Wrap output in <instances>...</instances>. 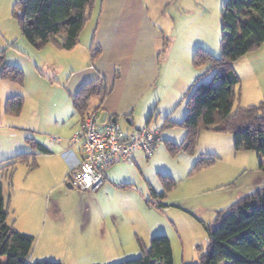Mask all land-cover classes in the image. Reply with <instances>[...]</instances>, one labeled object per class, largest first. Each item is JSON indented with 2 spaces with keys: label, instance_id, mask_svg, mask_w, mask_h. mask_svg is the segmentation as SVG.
<instances>
[{
  "label": "rangeland",
  "instance_id": "374dc122",
  "mask_svg": "<svg viewBox=\"0 0 264 264\" xmlns=\"http://www.w3.org/2000/svg\"><path fill=\"white\" fill-rule=\"evenodd\" d=\"M20 1L0 0V54L4 56L7 64L10 60L24 64L25 74L23 85L25 108L15 119L19 125H14V128H11L10 124L7 125L4 120L5 109L1 110L0 156L11 152L12 145L27 142L25 136L29 135L28 130H32L29 126H33L39 117L44 118L43 115L34 116V108L39 109L40 114L45 112L49 115L55 112L50 103L45 104L47 98V101H50L49 96L52 93L50 75L42 71L41 63L39 69L35 68V65L32 68L20 56L23 53V45L28 43L21 33L19 20L15 14ZM143 1L148 5L156 26L164 32L165 53L168 52L172 41L174 42L172 59L164 66L167 70L165 87L163 82L161 84L164 78L159 83L160 98L164 96L166 88L167 92L172 94L163 99L150 122L151 128L160 132L161 141L148 161L145 160L141 166L138 163V167L134 166L133 170L124 172L126 177L123 178L126 179L122 182H130L134 186L133 193L108 191L99 198L88 199L86 193L80 194L67 183L55 190L53 196L60 202L61 209L66 213L71 226L76 229L83 228L84 223L81 219L85 214H89L93 222L88 225V230L95 232L97 229L101 231L110 229L116 234L115 248L106 253L105 261L102 260V252L66 250L67 252L55 254L53 258L57 261L62 260L63 264H119L135 259L140 255L136 234H141L139 236L143 239L154 226L157 234L170 239L174 264H198L200 249L205 250L209 244V233L203 224L213 226L218 212L264 186V171L260 169V160L264 159V152L247 149L237 151L234 137L230 133L203 130L193 153L183 151L172 153L166 146V142L180 144L184 140L186 131L182 125L169 127L167 121L183 122L188 112L187 103L194 90V85L189 89L178 83V74L184 66L183 63L176 66L175 61L176 59L184 61L189 48L190 52H194L193 57L199 48L216 58L222 56V9L227 0ZM263 45L248 53L246 64L244 60H239L235 64L234 68L240 78L233 105L235 112L240 107L256 106L264 100ZM193 57L191 68L204 75V82L213 81L216 84L217 70H209V65L195 67ZM39 61L41 62L40 59ZM177 90L180 95L173 103L172 95ZM37 101H41L40 104ZM169 108H173L171 116L167 115ZM157 152L158 158L153 159ZM204 152H211L210 156L215 159V163L195 170L194 167ZM122 164L124 165V162ZM21 171L18 179L23 180L27 171ZM161 176H170L175 186L167 193L165 199H159L158 210V200L152 196L149 185L159 193L165 191ZM12 183L14 184V181ZM107 183L112 184L110 180ZM8 190L7 188L5 197L7 201ZM13 210L11 209V218ZM153 236L144 238L147 246L150 245Z\"/></svg>",
  "mask_w": 264,
  "mask_h": 264
},
{
  "label": "crops",
  "instance_id": "0c3cea01",
  "mask_svg": "<svg viewBox=\"0 0 264 264\" xmlns=\"http://www.w3.org/2000/svg\"><path fill=\"white\" fill-rule=\"evenodd\" d=\"M164 40L163 30L156 26L149 7L143 0H95L93 8L89 11L88 21L79 36V43L74 49L62 50L51 44L38 49L28 41L23 45V53L20 56L28 65L32 68L35 65V68L39 69L41 63L42 71L50 75L52 93L49 96L50 101H47V98L45 104L50 103V107L55 110L47 115L45 112L40 114V110L34 108L33 115H43L44 118L39 117L33 126H29L32 130H28L29 135L25 136L27 142L22 144L18 142L17 145L14 143L11 152L0 156L1 169L6 164V160L19 154H36V166L29 168L26 164H18L11 181H8L5 172L0 171L4 195L6 197L8 188L10 206L15 214L9 222L17 231L35 238L31 262L57 261L56 258L53 259L55 254L67 252L66 250L102 252V260L105 261L106 253L114 250L116 234L113 231L88 230V225L93 222L89 214H85L81 219L84 223L83 228L76 229L70 225L60 202L53 196L55 190L62 188L65 183L72 189L76 188L68 181V177L83 157L82 140L75 141L83 118L75 110L73 101L83 87L102 79L107 84L109 93L102 101L99 97H93L89 107V110L98 108L101 123L110 119L116 122L126 135L144 127L151 128L150 122L163 99L172 94L167 92L166 88L164 96L162 98L159 96V83L164 78L161 84L163 82L165 87L167 78V70L164 66H167L172 59L171 54L174 50L172 41L166 52L167 55L165 52L162 53L165 47ZM193 53L189 48L184 61L180 62L181 60L177 59L175 61L176 66L179 63H183L184 66L178 74V83L183 84V88L190 89L202 76L192 69L193 67L191 68ZM248 56L247 53L239 60H244L246 64ZM239 60L234 63V67ZM8 63L6 64L22 71L24 69V64L20 62L15 63L10 60ZM0 81V122H2L1 110L4 109L6 101L21 96L25 104V93L24 86L2 79ZM179 95V91H175L171 101L174 103ZM40 102L37 101L38 104ZM24 108L25 106L23 110ZM167 111V115L171 116L173 108ZM19 116L6 114L5 123L14 128V125H19L15 120ZM181 124L167 121L169 127ZM11 132L14 133L12 130ZM35 143L46 148L47 152H41ZM211 154L204 152L201 157ZM158 156L157 152L153 159ZM145 160L148 161L149 157L138 150L134 153L131 162H124V165L122 162H117L106 170L105 185L97 192H81L76 189L80 194L86 193L88 199L99 198L108 191L133 193L134 186L130 182H122L126 179L123 178L126 177L124 172L133 170L134 166L138 167V163L141 166ZM263 160L262 158L260 161ZM21 170L27 171L23 180L18 179ZM109 180L112 184L107 183ZM11 183L13 187H10ZM149 190L152 196L154 192L159 194L150 185ZM155 199L158 200L159 210V199ZM155 228V226L151 227L143 239L139 236L141 234H136L138 247L139 240L145 243L144 238L149 235H159ZM0 262L6 263L7 258H1ZM60 262L64 263L62 260Z\"/></svg>",
  "mask_w": 264,
  "mask_h": 264
},
{
  "label": "trees",
  "instance_id": "16d2710c",
  "mask_svg": "<svg viewBox=\"0 0 264 264\" xmlns=\"http://www.w3.org/2000/svg\"><path fill=\"white\" fill-rule=\"evenodd\" d=\"M94 2L21 0L15 14L21 33L30 44L38 49L51 44L70 51L79 43ZM222 22V56L216 58L199 48L193 57L195 67L209 65V70H217L216 84L213 81L204 82V75L196 80L187 103V115L181 124L186 131L185 139L181 144L166 142L172 153H193L203 130L232 134L237 151L264 152V100L259 105L233 111L236 87L240 83L234 63L264 43V0H227L222 9ZM4 59L0 54V79L23 86L24 72L7 65ZM108 93L107 84L102 79L87 84L74 98L75 110L84 119L98 111V108L89 110L91 99L99 97L102 101ZM23 107L24 98L16 96L6 101L4 109L7 115L18 116ZM35 145L41 152H47L40 144ZM5 163L0 171L5 172L8 181H11L18 164H26L29 168L36 166V154H19ZM214 163L213 157L202 156L194 169ZM260 169L264 171V160ZM161 180L165 191L154 192L153 196L165 199L175 182L170 176H161ZM10 187H13L12 183ZM11 212L10 199L6 200L4 185L0 181V259L7 258L6 263L0 264H63L53 260L31 262L35 238L15 229L9 222ZM203 225L209 233V244L205 250L200 249L198 264H264V186L218 212L213 226ZM139 248L137 258L119 264H174L173 249L167 236H154L149 246L139 240Z\"/></svg>",
  "mask_w": 264,
  "mask_h": 264
},
{
  "label": "built area",
  "instance_id": "2783aa9c",
  "mask_svg": "<svg viewBox=\"0 0 264 264\" xmlns=\"http://www.w3.org/2000/svg\"><path fill=\"white\" fill-rule=\"evenodd\" d=\"M79 139L82 140L83 157L69 174L68 181L81 192H97L105 185V173L110 166L117 162H131L138 150L150 157L161 141L160 133L150 127L126 135L110 119L101 123L98 111L82 120L75 141Z\"/></svg>",
  "mask_w": 264,
  "mask_h": 264
},
{
  "label": "water",
  "instance_id": "95a60500",
  "mask_svg": "<svg viewBox=\"0 0 264 264\" xmlns=\"http://www.w3.org/2000/svg\"><path fill=\"white\" fill-rule=\"evenodd\" d=\"M20 15H21V13H20Z\"/></svg>",
  "mask_w": 264,
  "mask_h": 264
}]
</instances>
